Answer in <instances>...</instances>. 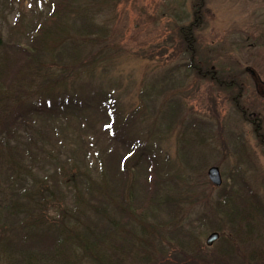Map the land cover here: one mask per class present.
Here are the masks:
<instances>
[{"label": "rangeland", "instance_id": "374dc122", "mask_svg": "<svg viewBox=\"0 0 264 264\" xmlns=\"http://www.w3.org/2000/svg\"><path fill=\"white\" fill-rule=\"evenodd\" d=\"M50 1L0 0V59L9 63L11 96L22 91L20 104L0 98V105H19L25 112L43 108L47 100L55 103L63 94L92 109L102 97L112 100L114 135L103 129L108 119L94 109L78 112L48 139L54 152L62 145L72 147L90 171L102 161L109 184L117 178L121 157L130 152L121 141L140 140L152 154L157 194L174 198L176 205L159 215L164 229L150 239L172 244L166 253L149 254L151 262L173 257L182 241L193 252L201 247L197 255L208 262L207 256L219 264H264V252L253 263L246 258L249 250H264V0H70L68 30L54 53L59 58L45 61L52 41L47 49L33 51L49 71L62 65L71 77L50 87L36 80L28 85L32 65L18 63L22 57L6 47L24 43ZM229 82L235 86L226 90ZM150 160L143 157L138 163L137 187L144 191L147 171L141 169ZM211 167L219 169V187L207 179ZM222 191L224 200L232 196L244 224L234 234L216 209ZM245 214L252 219L243 221ZM214 232L218 240L206 247Z\"/></svg>", "mask_w": 264, "mask_h": 264}, {"label": "trees", "instance_id": "16d2710c", "mask_svg": "<svg viewBox=\"0 0 264 264\" xmlns=\"http://www.w3.org/2000/svg\"><path fill=\"white\" fill-rule=\"evenodd\" d=\"M69 2L52 0L46 3L47 11L38 13L37 22L24 43L6 47L12 54L22 57L17 62L32 65L28 85L36 80L50 87L71 77L62 65L57 71H49L50 67L45 66L47 62L43 65L40 56L36 58L33 51V47L47 49L52 41L54 44L47 49L45 61L59 58L54 53L68 30L65 22L70 16ZM2 45L0 43V47ZM2 62L0 59V98L20 104L22 100L17 97L22 91L11 96L14 84H8L6 80L9 63ZM232 85L234 83L229 82L224 87L229 90ZM63 95L64 98L55 103L47 100L43 108L32 107L25 112L19 105L13 109L0 105L4 117L0 124V264H219L218 258L207 256L209 262L200 258L197 251L201 247L193 252L182 241H177L179 250L173 251L172 259L163 257L156 261L155 257L151 262L149 254L166 253V246L169 248L172 244L150 243V239L157 234L161 236L164 227L157 223L159 215L175 204L174 198L160 199L157 194L159 177L154 160H150L152 154H147L140 140H132L128 145L121 141L130 152L121 157L116 169L117 178L111 179L109 184L102 161H98L97 170L90 171L82 167L77 151L68 144L54 152L49 133L54 128L64 127V122L78 112L99 111L108 119L103 129L112 135L116 124L114 104L107 97H102L92 109L88 102ZM21 135L27 140H19ZM135 156L137 159L130 164ZM143 157L150 160L149 167L141 169L147 171L145 191L143 186L137 187L136 175ZM225 193L222 191L218 196L216 209L234 234L235 229L239 231L244 224L237 217L240 211L235 208L232 196V199L224 200ZM252 217L245 214L242 219L250 221ZM170 238L175 240L176 235ZM138 249H142L143 255L137 252ZM249 252L251 254L246 258L253 263L260 260L264 250ZM224 253L227 255V251Z\"/></svg>", "mask_w": 264, "mask_h": 264}, {"label": "water", "instance_id": "95a60500", "mask_svg": "<svg viewBox=\"0 0 264 264\" xmlns=\"http://www.w3.org/2000/svg\"><path fill=\"white\" fill-rule=\"evenodd\" d=\"M246 72L254 80L255 86L257 88H259L260 85H262V84L259 82V79H258L257 75L255 74V72L249 68L246 69ZM261 88H262L261 93L264 97V88L263 87H261ZM207 179L210 182V184H212L214 187H219L222 184L221 175H220L219 169L217 167H211L207 170ZM218 238H219V235L215 232L209 234L208 237L206 238L205 245L207 247H211L212 244L218 240Z\"/></svg>", "mask_w": 264, "mask_h": 264}]
</instances>
